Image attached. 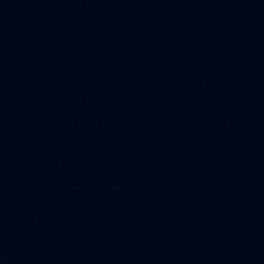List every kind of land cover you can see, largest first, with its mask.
<instances>
[{
	"label": "water",
	"instance_id": "95a60500",
	"mask_svg": "<svg viewBox=\"0 0 264 264\" xmlns=\"http://www.w3.org/2000/svg\"><path fill=\"white\" fill-rule=\"evenodd\" d=\"M0 264H264V0H0Z\"/></svg>",
	"mask_w": 264,
	"mask_h": 264
}]
</instances>
